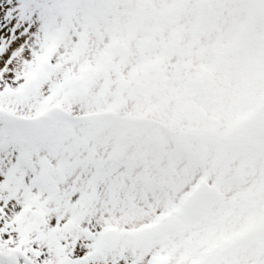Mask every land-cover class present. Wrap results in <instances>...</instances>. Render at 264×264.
Here are the masks:
<instances>
[{
	"label": "snow or ice",
	"instance_id": "snow-or-ice-1",
	"mask_svg": "<svg viewBox=\"0 0 264 264\" xmlns=\"http://www.w3.org/2000/svg\"><path fill=\"white\" fill-rule=\"evenodd\" d=\"M243 11L264 30V0ZM145 19L140 0H0V264L147 257L124 227L108 120L129 81L168 71Z\"/></svg>",
	"mask_w": 264,
	"mask_h": 264
},
{
	"label": "rangeland",
	"instance_id": "rangeland-1",
	"mask_svg": "<svg viewBox=\"0 0 264 264\" xmlns=\"http://www.w3.org/2000/svg\"><path fill=\"white\" fill-rule=\"evenodd\" d=\"M140 2L168 71L108 114L124 227L150 264H264V30L247 0Z\"/></svg>",
	"mask_w": 264,
	"mask_h": 264
},
{
	"label": "water",
	"instance_id": "water-1",
	"mask_svg": "<svg viewBox=\"0 0 264 264\" xmlns=\"http://www.w3.org/2000/svg\"><path fill=\"white\" fill-rule=\"evenodd\" d=\"M204 193H205V189H201L198 193H196V195L194 196L193 200L189 204V208L190 209L193 208L199 202V200L202 198Z\"/></svg>",
	"mask_w": 264,
	"mask_h": 264
}]
</instances>
